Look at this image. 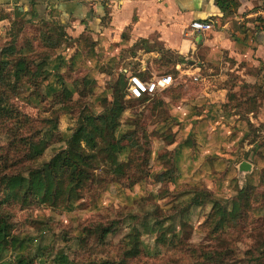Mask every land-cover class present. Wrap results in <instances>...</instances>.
<instances>
[{
  "label": "rangeland",
  "instance_id": "rangeland-1",
  "mask_svg": "<svg viewBox=\"0 0 264 264\" xmlns=\"http://www.w3.org/2000/svg\"><path fill=\"white\" fill-rule=\"evenodd\" d=\"M3 16L0 12V64L7 61L6 77L0 85V106L5 109L0 116V171L12 168L11 156L17 157L21 151L28 150V144L20 141L21 135L44 146L43 154L33 159L35 167L49 161L67 144L66 139L83 114H103L107 102L113 98L112 92L120 88L124 107L117 135L124 138L118 159L125 172H115L114 166L99 158L94 180L82 189L80 199L69 204L60 200L57 204L23 207L2 194L0 208L10 213L13 223L6 241H0V248L6 247L3 260L13 261L24 255L33 259V264H61L58 259L63 254L69 259L68 264H94L104 258L114 264L121 261H125L123 264H220L202 257L201 252L207 251L220 261L233 264L247 262L248 249L264 244V211L259 210L264 197L246 209H240L237 201L238 191L247 181L257 185V193L264 192V168L248 172L242 178L229 168L213 172L223 152L219 145H213L219 143L217 140L203 137L199 131L201 121L195 118L196 107L185 111L179 105V112L172 115L164 102L165 91L134 99L129 96L127 86L116 83L118 74L110 82H104L83 71L77 74L69 71L64 74L63 86L57 93L44 86L49 80L48 70L36 79L25 76L17 83L12 73L19 58H27L25 61L31 63L29 71L33 72L34 65H40L46 58L61 57L63 48L74 45V41L65 37L63 29L55 23H40L41 34L32 30L34 24L3 22L7 19ZM48 37H52V43ZM85 43L88 49L90 43ZM9 47H15V51L6 58L3 51ZM136 63L127 61L138 70ZM158 65H167L166 72L178 79L174 61ZM240 77L236 72H227L226 86L230 91L237 90L235 94L247 101L242 103L246 105L244 108L252 107L256 113L260 112L257 118H261L253 124L249 112L239 107L242 119L253 125L242 142H255L250 152L240 151L233 165L257 161L264 155L261 151L257 153L258 147L264 145V137L260 136L264 124L258 125L264 121V87L241 84ZM64 87L73 91L72 97L64 96ZM12 130L20 134L15 136ZM170 157L181 173L169 182L172 190L161 195L159 188L168 180L158 176L168 166ZM192 198L194 203L189 211L150 228L148 211H155L158 218H163L173 215ZM215 200L222 201L232 211L230 218L214 214ZM100 225L109 232L105 244L98 239ZM136 227L144 252L139 258L124 260L127 235Z\"/></svg>",
  "mask_w": 264,
  "mask_h": 264
},
{
  "label": "crops",
  "instance_id": "crops-1",
  "mask_svg": "<svg viewBox=\"0 0 264 264\" xmlns=\"http://www.w3.org/2000/svg\"><path fill=\"white\" fill-rule=\"evenodd\" d=\"M262 4L263 0H0V12L7 18L3 22L34 24L32 30L41 34L40 23H55L74 41L63 48L61 57L32 64L33 72L29 71L30 62L16 63L12 74L17 83L25 76L36 79L48 70L44 86L56 93L69 71H83L104 82L118 74L116 83L120 79L128 85L132 74L147 80L153 74H169L168 66L158 63L174 61L180 78L170 88H179L182 95L177 102L171 94L163 96L165 105L172 115L179 112V105L185 111L196 107L199 131L203 137L217 140L213 145L223 152L216 167L212 166L213 172L229 168L238 176L244 162L252 165L251 172L264 168V155L256 156L257 161L233 165L240 151L250 152L255 141L242 142L253 125L238 113L247 101L235 94L237 90H229L226 77L227 72H236L241 84L264 87V20L256 16ZM195 20L214 26L195 31L191 28ZM85 40L90 43L88 49ZM9 48L3 51L6 58L15 51V47ZM132 60L138 62V70L127 64ZM107 97L112 98L110 94ZM244 109L251 123L261 118L256 116L260 112ZM262 124L264 121L258 123ZM260 151L264 152V145L258 147L257 153Z\"/></svg>",
  "mask_w": 264,
  "mask_h": 264
},
{
  "label": "trees",
  "instance_id": "trees-1",
  "mask_svg": "<svg viewBox=\"0 0 264 264\" xmlns=\"http://www.w3.org/2000/svg\"><path fill=\"white\" fill-rule=\"evenodd\" d=\"M221 5L224 7V1H222ZM47 39L50 43L53 42L52 37H48ZM25 60L28 59L23 57L19 58L17 62ZM2 62L3 63L0 64V85L6 77L5 70L7 61ZM118 84L123 87L127 86V83L120 79ZM252 87L258 88L257 85H253ZM1 88L3 91L6 90L4 87ZM172 88L167 89L165 92L173 95L174 100L177 102L182 93L179 88ZM72 95L73 91L64 87V96L70 98ZM123 97L120 88L114 89L113 98L111 101L107 102L108 107L103 114H83L79 125L74 129L70 137L66 139L67 144L41 166L35 167L33 165V159L43 154L44 146L34 144L32 141L29 142L24 135H21L20 141L26 145L28 144V150L21 151L17 157L11 156L12 168L0 171V197L2 194H6L7 200L10 201L12 199L18 201L22 203L23 207L47 203L57 204L60 200L69 204L80 199L82 196V189L94 180L95 171L99 167V158H101L102 161L110 163L112 167L114 166L113 169L115 172L124 174V165L118 159V155L123 147L121 143L124 135H122V137L117 135L124 107ZM4 110V107L0 106V116L3 115ZM12 133L15 136L20 134V132L14 130H12ZM13 144L14 142L11 143V145ZM167 164L168 166H166L158 176V179L162 177L163 180H168V182H163L164 184H161L159 188L161 195L167 190H172L169 182L175 180L177 178L176 176L181 173L174 158L170 157V159L167 160ZM257 190V185L250 181H247L245 185L239 189L237 201L239 202L238 206L240 209H246V207L251 208L253 201L260 199V197L263 199L264 192L259 194ZM193 200V198L190 199L189 203L178 208V211H175L173 215H168L163 218H158V214L154 213L155 211H148L151 220L150 228L153 229L155 226H160L165 221L176 217L178 213L182 215L186 211H189L194 203ZM156 207H159L158 203ZM259 207V210L264 211V201H262ZM213 210H215L214 214L216 216L224 217L225 219L232 216V211L220 200L214 201ZM12 225L10 213L0 208V241H6ZM136 228L127 235V241L124 246V260L139 258L144 252L142 240L141 237L138 236V228ZM106 230L107 229H104L101 225L97 226L98 239L103 244H105L107 236L109 235V232ZM88 232H91V230ZM5 250V246L0 248V264H33V259L24 255H19L13 261L3 260ZM200 251L202 250L200 249L197 252ZM246 254L249 256L247 262H235L233 264H264V244L255 249H248ZM41 255L43 254L41 253ZM201 255L209 262L219 261L220 264H227L224 261H220V259L211 252L202 251ZM58 261L61 264L69 263V259L63 254L59 257ZM124 262L125 261H121L120 264ZM95 263L114 264L115 262H112L109 258H104Z\"/></svg>",
  "mask_w": 264,
  "mask_h": 264
},
{
  "label": "built area",
  "instance_id": "built-area-1",
  "mask_svg": "<svg viewBox=\"0 0 264 264\" xmlns=\"http://www.w3.org/2000/svg\"><path fill=\"white\" fill-rule=\"evenodd\" d=\"M256 16L264 20V0L262 6L256 11ZM213 23L195 20L191 24V28L195 31H207L213 28ZM180 77H178L179 79ZM172 74H153L149 80L135 74L130 75L127 89L130 97L141 99L147 95H154L164 92L176 83Z\"/></svg>",
  "mask_w": 264,
  "mask_h": 264
},
{
  "label": "water",
  "instance_id": "water-1",
  "mask_svg": "<svg viewBox=\"0 0 264 264\" xmlns=\"http://www.w3.org/2000/svg\"><path fill=\"white\" fill-rule=\"evenodd\" d=\"M252 165L248 162H244L240 167H239V175L242 178L244 174L251 172Z\"/></svg>",
  "mask_w": 264,
  "mask_h": 264
}]
</instances>
